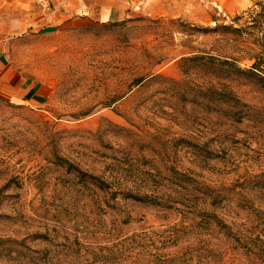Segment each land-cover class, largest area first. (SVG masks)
Here are the masks:
<instances>
[{
  "label": "rangeland",
  "instance_id": "374dc122",
  "mask_svg": "<svg viewBox=\"0 0 264 264\" xmlns=\"http://www.w3.org/2000/svg\"><path fill=\"white\" fill-rule=\"evenodd\" d=\"M78 1L0 0V44L33 88L0 92V264H264V84L227 81L245 104L227 118L192 101L209 78L181 61L248 66L251 35L201 28L241 26L255 0L53 21Z\"/></svg>",
  "mask_w": 264,
  "mask_h": 264
},
{
  "label": "trees",
  "instance_id": "16d2710c",
  "mask_svg": "<svg viewBox=\"0 0 264 264\" xmlns=\"http://www.w3.org/2000/svg\"><path fill=\"white\" fill-rule=\"evenodd\" d=\"M243 13L248 14V19L241 26L216 23L214 26L201 28V31L205 33L220 32L235 36L251 35L252 41L242 50L245 53L244 57L251 61L248 66H242L238 58L213 55L210 52L181 57L183 63L194 62L188 67L190 70L199 69L209 78L206 84L195 85L192 101L196 102L200 98L208 110L223 114L227 118L239 119L245 115L242 110L245 104L229 87L227 81L244 78L254 79L264 84V0H255L253 5ZM240 19L241 16H235L232 21ZM125 22L126 20L113 21L107 25L121 26ZM89 27L91 28V26ZM132 195L137 200L146 199V196ZM149 200L154 203V200Z\"/></svg>",
  "mask_w": 264,
  "mask_h": 264
},
{
  "label": "crops",
  "instance_id": "0c3cea01",
  "mask_svg": "<svg viewBox=\"0 0 264 264\" xmlns=\"http://www.w3.org/2000/svg\"><path fill=\"white\" fill-rule=\"evenodd\" d=\"M77 3H67L64 10L51 17L53 21L67 22L74 15L81 20H98L100 22L116 21L123 19L134 10L135 0H80ZM148 4V5H147ZM182 2L174 3L173 0H150L142 11L150 15H184ZM33 88L26 85L22 76L8 61V56L3 44H0V92L13 95L15 98H28Z\"/></svg>",
  "mask_w": 264,
  "mask_h": 264
},
{
  "label": "built area",
  "instance_id": "2783aa9c",
  "mask_svg": "<svg viewBox=\"0 0 264 264\" xmlns=\"http://www.w3.org/2000/svg\"><path fill=\"white\" fill-rule=\"evenodd\" d=\"M149 1L150 0H135L136 3L134 4V8L135 9H140Z\"/></svg>",
  "mask_w": 264,
  "mask_h": 264
}]
</instances>
